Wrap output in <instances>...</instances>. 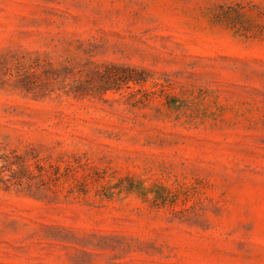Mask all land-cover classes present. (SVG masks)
<instances>
[{
  "label": "rangeland",
  "instance_id": "rangeland-1",
  "mask_svg": "<svg viewBox=\"0 0 264 264\" xmlns=\"http://www.w3.org/2000/svg\"><path fill=\"white\" fill-rule=\"evenodd\" d=\"M0 264H264V0H0Z\"/></svg>",
  "mask_w": 264,
  "mask_h": 264
},
{
  "label": "trees",
  "instance_id": "trees-1",
  "mask_svg": "<svg viewBox=\"0 0 264 264\" xmlns=\"http://www.w3.org/2000/svg\"><path fill=\"white\" fill-rule=\"evenodd\" d=\"M133 72H136L135 70H132ZM129 81H133L134 83H136L137 81H136V79H131V78H129Z\"/></svg>",
  "mask_w": 264,
  "mask_h": 264
}]
</instances>
